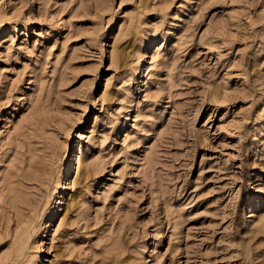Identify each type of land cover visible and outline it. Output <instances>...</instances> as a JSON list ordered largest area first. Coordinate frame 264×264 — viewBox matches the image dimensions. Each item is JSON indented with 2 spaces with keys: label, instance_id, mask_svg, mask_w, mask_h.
Masks as SVG:
<instances>
[{
  "label": "rangeland",
  "instance_id": "374dc122",
  "mask_svg": "<svg viewBox=\"0 0 264 264\" xmlns=\"http://www.w3.org/2000/svg\"><path fill=\"white\" fill-rule=\"evenodd\" d=\"M0 264H264V0H0Z\"/></svg>",
  "mask_w": 264,
  "mask_h": 264
},
{
  "label": "bare ground",
  "instance_id": "6f19581e",
  "mask_svg": "<svg viewBox=\"0 0 264 264\" xmlns=\"http://www.w3.org/2000/svg\"><path fill=\"white\" fill-rule=\"evenodd\" d=\"M75 159H76V157H74V158L72 159L71 163H73V162L75 161ZM71 170H72V165L69 167V169H68V173L71 174ZM70 174H69V175H70Z\"/></svg>",
  "mask_w": 264,
  "mask_h": 264
}]
</instances>
